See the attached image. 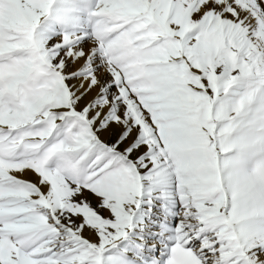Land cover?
I'll use <instances>...</instances> for the list:
<instances>
[{
	"label": "snow or ice",
	"instance_id": "snow-or-ice-1",
	"mask_svg": "<svg viewBox=\"0 0 264 264\" xmlns=\"http://www.w3.org/2000/svg\"><path fill=\"white\" fill-rule=\"evenodd\" d=\"M0 264H264V0H0Z\"/></svg>",
	"mask_w": 264,
	"mask_h": 264
}]
</instances>
